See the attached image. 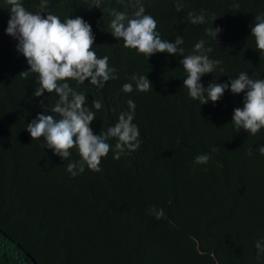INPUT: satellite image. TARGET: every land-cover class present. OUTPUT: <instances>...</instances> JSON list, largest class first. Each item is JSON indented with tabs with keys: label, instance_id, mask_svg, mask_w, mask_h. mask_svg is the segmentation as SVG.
<instances>
[{
	"label": "trees",
	"instance_id": "obj_1",
	"mask_svg": "<svg viewBox=\"0 0 264 264\" xmlns=\"http://www.w3.org/2000/svg\"><path fill=\"white\" fill-rule=\"evenodd\" d=\"M177 2L184 5L179 12ZM22 3L41 11L40 0ZM142 3L162 39L183 37L184 56L203 40L212 48L209 58L222 61L201 77L205 88L213 80L229 83L240 72L264 79V54L251 36L264 0ZM9 7L0 0V264H264L254 246L264 241V155L258 151L264 129L251 135L231 123L245 93L234 94L229 86L217 102L202 105L183 87L187 74L179 53L148 58L125 48L111 34V10L131 17L132 0H102L100 8L93 0H48L45 15L82 17L92 27L97 56H108L117 69L118 78L103 88L67 81L86 95L88 107L92 100L103 105L92 108L94 133L114 126L129 111V99L140 133L136 151L125 148L114 159L118 140L110 138L101 170L85 166L72 177L67 165L80 160L77 149L62 160L26 129L44 113L41 102L50 108L58 97L34 96L38 76L17 51L18 41L6 34ZM201 10L206 22L192 24L188 13ZM217 27L216 41L209 30ZM133 74L147 76L153 89L137 91ZM125 83L133 84L131 93L122 91ZM201 154L212 157L206 165L194 162ZM152 208L163 209V218Z\"/></svg>",
	"mask_w": 264,
	"mask_h": 264
},
{
	"label": "clouds",
	"instance_id": "obj_2",
	"mask_svg": "<svg viewBox=\"0 0 264 264\" xmlns=\"http://www.w3.org/2000/svg\"><path fill=\"white\" fill-rule=\"evenodd\" d=\"M101 2L102 0H93L94 7L100 8ZM7 4L10 6V19L6 34L18 41L17 51L26 58L29 70L38 76V87L34 96L55 93L58 97L55 105L50 108L41 102L44 113L37 114L36 119L27 123L26 129L32 140L43 138L44 147L52 149L62 160H69L71 150L77 149L80 160L67 165V171L72 177L82 174L85 166L91 171L101 170L102 159L112 150L108 142L110 138L118 140L116 149L119 151L115 153L114 159H119L125 148L136 151L140 147V133L138 126L133 123L136 108L134 101H127L129 111L120 113L114 126L95 134L90 126L96 116L92 108L98 111L103 105L98 100H92V108L88 107L86 95L76 91L67 82L75 80L83 84L88 81L103 88L106 82L118 78L117 69L109 65V57H98L93 50L95 36L91 25L82 17L61 21L57 15H45L44 9L48 7V0H40L41 11L36 13L27 10L22 0H7ZM183 6L177 2L176 10L181 11ZM233 6L239 7L238 4ZM132 7L136 10L131 17L127 12L111 10V34L122 39L125 48L134 49L148 58L156 53L166 52L172 56L179 53L183 57L180 64L187 74L183 87L188 89L193 100H199L202 105L209 101L215 103L230 86L234 94L245 93L243 107L234 109L231 123L251 135L264 129V79L253 80L246 72H240L238 78L230 79L229 83L221 84L213 80L205 88L201 77L215 72L222 63L209 58L208 53L212 52V48H206L205 41L201 40L194 45L193 54L184 56V49L180 47L184 43L182 36L178 35L174 41L162 39L157 31V20L146 13L142 0H132ZM188 17L194 25L206 22L203 10L198 15L189 12ZM215 19L216 17L213 21ZM255 21L251 27V36L255 38L256 50L264 54V13L257 15ZM220 32L219 27L213 28L209 30V35L216 40ZM131 80L136 82L137 91L147 92L153 89L147 76L137 77L133 74ZM122 91L131 93L133 84L125 83ZM258 151L264 155V145ZM211 158L209 154H201L195 157L194 162L206 165ZM150 211L157 219L165 215L163 209L152 208ZM254 246L259 259L264 254V241L258 240Z\"/></svg>",
	"mask_w": 264,
	"mask_h": 264
}]
</instances>
